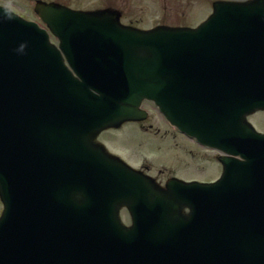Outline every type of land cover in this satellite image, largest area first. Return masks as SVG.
Returning <instances> with one entry per match:
<instances>
[{"label":"water","instance_id":"obj_1","mask_svg":"<svg viewBox=\"0 0 264 264\" xmlns=\"http://www.w3.org/2000/svg\"><path fill=\"white\" fill-rule=\"evenodd\" d=\"M213 9L141 32L38 5L58 49L0 8V264H264V135L246 121L264 110V0ZM145 100L227 155L220 181L163 190L97 143Z\"/></svg>","mask_w":264,"mask_h":264},{"label":"rangeland","instance_id":"obj_2","mask_svg":"<svg viewBox=\"0 0 264 264\" xmlns=\"http://www.w3.org/2000/svg\"><path fill=\"white\" fill-rule=\"evenodd\" d=\"M12 1V0H11ZM73 10L101 11L114 10L121 13L122 24L142 30L162 27H182L198 29L212 14L214 2L226 1L245 3L251 0H61ZM10 3V2H9ZM14 7L25 6L26 17L30 15V5L26 0H15ZM17 3V4H15ZM12 5V3H10ZM20 9V8H18ZM28 9V10H27ZM24 11V10H23ZM58 46L57 39H52ZM142 109L149 113L145 122L125 123L119 129L110 130L100 137L111 153L147 174L157 176V181L165 183L175 175L181 181H216L222 174L219 152L198 147L194 142L177 135L164 122L163 117L152 103L146 102ZM249 122L258 132H264V112L249 117ZM201 181V182H200ZM186 210V209H185ZM126 226L131 225L127 210L121 212Z\"/></svg>","mask_w":264,"mask_h":264},{"label":"flooded vegetation","instance_id":"obj_3","mask_svg":"<svg viewBox=\"0 0 264 264\" xmlns=\"http://www.w3.org/2000/svg\"><path fill=\"white\" fill-rule=\"evenodd\" d=\"M27 2H28V4L30 5V7L29 8H31L33 5L35 6L40 0H26ZM41 1H43V2H45V3H47V4H55V3H57V4H60V5H63V6H65V3H63V1H61V0H41ZM12 3V5H10V3ZM13 2H15V0H0V4L1 5H4V6H7V7H9V8H11L12 10H15V11H17V12H19V13H23V14H26L25 12H27L26 10H25V8H27V7H25V6H22V5H18V6H16V7H14L13 5H14V3ZM15 4H17V3H15ZM18 8H20V9H18ZM24 10V11H23ZM28 10V9H27ZM40 25H42V23L40 22L39 23Z\"/></svg>","mask_w":264,"mask_h":264},{"label":"bare ground","instance_id":"obj_4","mask_svg":"<svg viewBox=\"0 0 264 264\" xmlns=\"http://www.w3.org/2000/svg\"><path fill=\"white\" fill-rule=\"evenodd\" d=\"M30 120L32 121V122H36V116H34V115H32L31 117H30ZM33 125V124H32ZM30 128H32L31 126H29ZM33 127H36V125H33ZM30 136H31V138H33V134H29ZM222 172V175L224 174V170H222L221 171ZM182 184H186V185H189V184H187V183H184V182H182ZM121 211V210H120ZM132 225H133V223H132Z\"/></svg>","mask_w":264,"mask_h":264}]
</instances>
